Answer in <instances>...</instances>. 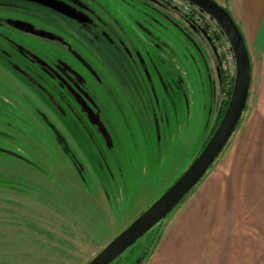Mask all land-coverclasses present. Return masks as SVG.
Wrapping results in <instances>:
<instances>
[{
    "label": "rangeland",
    "instance_id": "rangeland-1",
    "mask_svg": "<svg viewBox=\"0 0 264 264\" xmlns=\"http://www.w3.org/2000/svg\"><path fill=\"white\" fill-rule=\"evenodd\" d=\"M79 1L114 40L100 46L105 55L87 59L90 108L107 136L76 106L57 109L58 92L0 91V264H87L201 151L222 99L221 70L233 68L227 40L211 20L195 22L190 8L166 13L157 3L172 30L155 24L151 34L133 38L135 18L111 0ZM7 8L0 12L36 16L25 6ZM158 20L165 22L160 14ZM118 27L123 45L113 55ZM39 107L52 117L48 126L34 116ZM191 191L112 264H145Z\"/></svg>",
    "mask_w": 264,
    "mask_h": 264
},
{
    "label": "crops",
    "instance_id": "crops-1",
    "mask_svg": "<svg viewBox=\"0 0 264 264\" xmlns=\"http://www.w3.org/2000/svg\"><path fill=\"white\" fill-rule=\"evenodd\" d=\"M213 1L229 13L245 43L246 106L224 151L145 264H264V0Z\"/></svg>",
    "mask_w": 264,
    "mask_h": 264
},
{
    "label": "flooded vegetation",
    "instance_id": "flooded-vegetation-1",
    "mask_svg": "<svg viewBox=\"0 0 264 264\" xmlns=\"http://www.w3.org/2000/svg\"><path fill=\"white\" fill-rule=\"evenodd\" d=\"M54 1L66 5L69 8V14L63 15L53 9L25 0H0V11L1 8L12 9L25 6L36 15L32 20H23L15 13L16 9L0 12V91L58 92L62 100L54 101L57 109L63 103L76 106L80 116L98 125L106 137L107 134L98 122L97 115L90 108L93 101L88 96V89L92 70L87 64V59L92 53L105 55L106 51L100 46L107 42L112 43L114 40L110 38L99 16L97 20H102L100 22L102 25L94 24L92 17L95 14L88 5L79 0ZM111 1L115 3V10L121 9L131 19L135 18L130 22L135 31H133V38L136 36L134 34L139 32L151 34L155 24H159L165 32L172 30L166 15L156 9L157 3L166 13L175 10L179 12L181 9L185 11L190 8L193 10H190V14L197 16L195 22L200 23L198 21L203 19V14L197 8L187 6L184 0H143L147 4H140L139 0ZM43 13L49 16L48 20L50 19L44 23L38 18V16L42 17ZM159 14L165 22L158 20ZM181 18L183 22H186L188 15ZM213 24L220 34L219 27ZM117 29L118 32L113 35L117 42L113 55L119 54V49L121 50L123 45L124 33L119 27ZM91 36L95 41L92 50L86 46L91 42L89 40ZM214 36L216 37L217 34ZM226 71L229 70L222 69L221 75H224ZM34 116L46 123L45 125L48 124L47 118H52L45 115L42 107L37 108ZM55 135H53L54 139L61 142Z\"/></svg>",
    "mask_w": 264,
    "mask_h": 264
},
{
    "label": "water",
    "instance_id": "water-1",
    "mask_svg": "<svg viewBox=\"0 0 264 264\" xmlns=\"http://www.w3.org/2000/svg\"><path fill=\"white\" fill-rule=\"evenodd\" d=\"M68 15V7L54 0H25ZM214 22L227 40L235 66L231 95L215 131L174 184L137 219L103 247L87 264H112L161 222L203 178L234 133L245 109L250 86V61L243 37L229 13L212 0H184Z\"/></svg>",
    "mask_w": 264,
    "mask_h": 264
},
{
    "label": "trees",
    "instance_id": "trees-1",
    "mask_svg": "<svg viewBox=\"0 0 264 264\" xmlns=\"http://www.w3.org/2000/svg\"><path fill=\"white\" fill-rule=\"evenodd\" d=\"M187 4V6L191 7V5H189L188 3H185ZM191 10V9H190ZM193 11V10H191ZM207 18L205 15H203V18ZM214 23V22H212ZM221 34V33H220ZM222 35V34H221ZM224 37V36H223ZM225 38V37H224ZM230 51V50H229ZM232 64H233V69L232 71H226L224 73V75H221V85H220V91H221V103H220V106L218 108V112H217V115H216V120H215V124L214 126L211 128V132H210V135L209 137L204 141L203 145H202V148L204 147V145L207 143V141L209 140V138L211 137V135L213 134V132L215 131L217 125L219 124L224 112H225V109L227 107V104H228V101H229V98H230V95H231V91H232V87H233V81H234V72H235V66H234V62H233V59H232ZM201 148V149H202ZM186 198V197H185ZM184 198V199H185ZM183 199V200H184ZM182 200V201H183ZM181 201V202H182ZM180 202V203H181ZM179 203V204H180Z\"/></svg>",
    "mask_w": 264,
    "mask_h": 264
}]
</instances>
